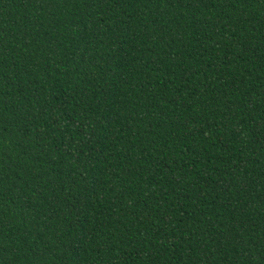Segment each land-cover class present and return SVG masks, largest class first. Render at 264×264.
<instances>
[{
    "label": "trees",
    "instance_id": "trees-1",
    "mask_svg": "<svg viewBox=\"0 0 264 264\" xmlns=\"http://www.w3.org/2000/svg\"><path fill=\"white\" fill-rule=\"evenodd\" d=\"M0 264H264V0H0Z\"/></svg>",
    "mask_w": 264,
    "mask_h": 264
}]
</instances>
